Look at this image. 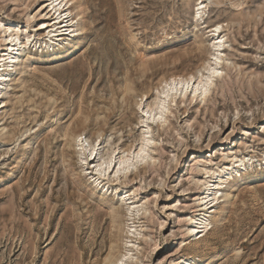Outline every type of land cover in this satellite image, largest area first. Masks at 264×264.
Segmentation results:
<instances>
[{
  "label": "rangeland",
  "instance_id": "rangeland-1",
  "mask_svg": "<svg viewBox=\"0 0 264 264\" xmlns=\"http://www.w3.org/2000/svg\"><path fill=\"white\" fill-rule=\"evenodd\" d=\"M43 2L0 0V50L10 19L23 50L0 108V264H108L127 251L121 264H264V0H73L83 29L52 46L51 27L37 30L51 22ZM207 61L220 75L203 96H168L141 122L165 79L204 78ZM146 126L144 158L116 172ZM208 169L228 195L190 238Z\"/></svg>",
  "mask_w": 264,
  "mask_h": 264
},
{
  "label": "bare ground",
  "instance_id": "bare-ground-1",
  "mask_svg": "<svg viewBox=\"0 0 264 264\" xmlns=\"http://www.w3.org/2000/svg\"><path fill=\"white\" fill-rule=\"evenodd\" d=\"M73 3V0H44L42 3V11L44 12V17L46 16L50 23H46L45 20L40 21L37 23V30H47L48 26L51 28L46 31V36H49V42L47 45L52 46L57 40L63 37H74L78 34L80 30L83 29L82 25L78 26L77 22H75V17H78L81 13L79 11L75 16H72V12L70 10V6ZM202 2L197 3L199 6ZM196 8V15H199V8ZM80 17V15H79ZM8 26L3 28L2 34V41L4 48L0 50V108L3 104L4 100L3 97L7 92V86L10 81L15 80L17 75V71L21 69L23 65L22 56V44L20 43V39L18 38V30L13 28L15 26L14 19H10L8 21ZM2 26V25H1ZM217 28H220V25H215L214 29L211 31L215 35L217 33ZM52 34L53 36H50ZM53 37V38H52ZM23 40L25 46L30 42L29 35H26ZM216 38H219L217 35ZM220 46V41L213 42V46ZM26 52V51H25ZM26 54V53H25ZM218 58V57H214ZM203 69L206 71L205 77L203 78V74L198 73V75L194 76L192 74L188 75H171L168 79H165L162 82V86L156 99L151 103L152 105H147L144 110L143 119L141 122H146L147 119L152 118L154 119L155 115L161 116L162 110L161 106H163L165 110V101L166 97L171 96V98L175 97L176 94L179 92L180 95L184 96L185 88L182 85L187 87V90L190 89V98H196L203 96L205 94V89L209 86V81L214 76L211 70H215L218 72L216 67L212 66L210 61H207L203 65ZM197 85L199 87L197 88ZM128 89V87H127ZM167 93V95H165ZM141 105V104H139ZM54 119V116H53ZM149 132V126H146V129L143 132V135L140 139V144L137 145L136 148H129L126 152L122 153L117 157L116 164L118 165L121 161H125L122 166L116 168V172L121 169H126L130 166V164H134V160H142L147 152V147L149 143V139L147 138V133ZM83 136V135H82ZM81 135L75 136V141L77 142V146L82 142L85 143L87 141L86 137H82ZM95 143V142H94ZM95 144H86V151L87 157L92 158L96 157L95 155ZM84 147V146H83ZM81 146V149L83 148ZM143 149V152H141ZM85 151V152H86ZM115 150H112L109 155L106 157H101L96 163L94 164L95 170L99 171L100 167L103 164H113L116 158L113 156ZM84 152V151H83ZM98 153V152H97ZM87 159V158H86ZM231 161V160H230ZM239 164L243 165V160H237ZM130 162V163H129ZM235 163V162H234ZM234 164H231V167ZM225 171V170H224ZM206 170L207 178L202 184V189L200 196L198 197L197 205L199 206L198 212L189 215L186 224H187V232L190 238H195L198 236L199 233L203 232L209 225L205 223L206 214L211 212L213 208H215L217 201L225 200L227 197V193L224 192V188L226 187V183H228L225 179H221L218 181V170L212 171ZM206 176V175H205ZM99 180V177H95ZM218 178V179H217ZM217 179V180H216ZM200 181V180H198ZM197 182V181H196ZM198 183V182H197ZM97 185V184H96ZM133 202V201H132ZM137 213V210H136ZM215 220V219H214ZM186 231V230H185ZM125 251V250H124ZM127 251V250H126ZM129 252V251H127ZM121 253L118 256L109 255L106 257V261L108 264H121L125 258L128 256V253ZM176 264H189L188 257L181 258Z\"/></svg>",
  "mask_w": 264,
  "mask_h": 264
},
{
  "label": "snow or ice",
  "instance_id": "snow-or-ice-1",
  "mask_svg": "<svg viewBox=\"0 0 264 264\" xmlns=\"http://www.w3.org/2000/svg\"><path fill=\"white\" fill-rule=\"evenodd\" d=\"M217 31H219V28H217ZM212 71V74L213 75H220V73H218V72H215V70H211ZM210 82V81H209ZM182 87H184L185 88V91H187V87L186 86H184V85H182ZM199 87V85H197V88ZM205 92H207V89H205ZM165 95H167V93H165ZM161 110L162 111H164V108H163V106H161ZM145 115H147V113H144ZM141 152H143V149H141ZM113 163H115L114 161H113ZM124 163H126L125 161H121L118 165H116L117 167H119V166H122ZM130 163V162H129ZM105 167H111L112 165L111 164H105L104 165Z\"/></svg>",
  "mask_w": 264,
  "mask_h": 264
}]
</instances>
